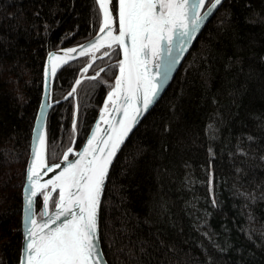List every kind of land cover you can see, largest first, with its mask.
I'll list each match as a JSON object with an SVG mask.
<instances>
[{"label": "trees", "instance_id": "1", "mask_svg": "<svg viewBox=\"0 0 264 264\" xmlns=\"http://www.w3.org/2000/svg\"><path fill=\"white\" fill-rule=\"evenodd\" d=\"M99 26L96 0H0V264L20 262L48 55ZM101 54L57 73L49 163L83 145L114 85L120 50ZM100 233L109 264H264V0H226L206 25L117 157Z\"/></svg>", "mask_w": 264, "mask_h": 264}, {"label": "snow or ice", "instance_id": "2", "mask_svg": "<svg viewBox=\"0 0 264 264\" xmlns=\"http://www.w3.org/2000/svg\"><path fill=\"white\" fill-rule=\"evenodd\" d=\"M96 3L99 34L77 48L82 55L104 49V56L115 49L122 50V59L117 61L118 75L82 151L68 146L64 152L66 164L48 162L46 129L34 138L28 169L30 185L25 189L26 243L22 264H105L99 244V212L109 167L138 118L157 98L179 58L174 50L178 46L183 52L205 19L202 9L206 0H118L115 6L112 0ZM209 3L211 12L221 0ZM76 50L49 53V79L58 67L72 59ZM84 78L81 76L75 83L79 85ZM73 152L75 158L70 160ZM54 169L61 170L50 179H41L42 174ZM42 190L43 218H38L33 198ZM53 193L58 197L54 202Z\"/></svg>", "mask_w": 264, "mask_h": 264}, {"label": "water", "instance_id": "3", "mask_svg": "<svg viewBox=\"0 0 264 264\" xmlns=\"http://www.w3.org/2000/svg\"><path fill=\"white\" fill-rule=\"evenodd\" d=\"M225 1L226 0H221V4L220 5H217L214 10H212L211 12H209V8H210V5H208L209 0H206L205 6L202 9V14L205 16V19H204L203 23L201 24L199 31H197L194 34L193 38L187 43V46H186V48H185V50L183 52H179L178 46L176 47V49L174 50V54L179 53V58L176 60L175 64L172 66V69H171V71L168 74L167 80L163 82L162 88H161V90H160L157 98L149 106L148 110L145 111V112H143L142 115L138 118V122L132 127L131 131L128 133L127 137L124 139L123 143L120 145L119 149L117 150L116 155H115V157L112 160V164L109 167L108 178L105 181V186H104L103 194L101 196L100 212H99V229H100V213H101L102 200H103L104 193H105V190H106V187H107V184H108V180H109V176H110L112 167H113V165H114L117 157L121 153L122 149L124 148V146L126 145V143L128 142V140L130 139V137L133 135V133L140 126V124L142 123V121L144 120V118L147 116V114L154 108V106L157 104V102L161 99V97L167 91V89L169 88V86L173 82L174 78L176 77L177 73L179 72L180 68L182 67L184 61L186 60L188 54L190 53V51L194 47L195 43L197 42V40H198L199 36L201 35L202 31L204 30V28L206 27V25L211 21V19L215 16V14L217 13V11L220 9V7L223 5V3ZM112 3L115 6V5L118 4V0H116V2H115V0H112ZM87 42H85L83 44H80V45H85ZM70 48H76L77 49L76 52H74V53L71 54L72 59L68 60L66 63H64L60 67H58L55 76L51 77L50 79H49V77L47 75V71H48V58H47L46 65H45L43 95H42V100H41V104H40V107H39V111H38V114H37V117H36L35 125H34V128H33L32 142H31V151H30V156H29V160H28V164H27V169H26L25 184H24V187H23L22 249H21V256H20V262H19V264H22L23 249H24V246H25V243H26V232H25V221H24V217H25V208L27 207V197L25 195V189H26V187H28L30 185V182L28 180V169L31 167V164H32V156H33V148H34V138L39 134V132H41V131H43L45 129L47 131V123H48V118H49L50 112L53 109V107H55L57 104L61 103V102H53V97H52L53 83H54V80H55V78L57 76V73L65 65H67L68 63H71L72 61H74V60H76V59H78L80 57H83V56H86L87 55V54H83L82 55L80 53V49L77 48V46L70 47ZM64 49H66V48H64ZM62 50L63 49H59V50H55L53 52H61V54H63L62 53ZM120 56H121V59H122V50H120ZM46 92H47V95L45 94ZM42 106H44L43 107V113H42V110H41L42 109ZM102 108L99 111V114L97 116V119H96V121H95V123H94V125H93V127H92V129L90 131V133L88 134L85 142L83 143V145L79 149H76L75 148V145H73V147L76 149V151H82L83 147L86 145L87 139L91 136V133L95 129L96 123L99 121V117L101 115ZM42 114H43V121H41V115ZM41 125H42V127H41ZM74 158H75V152L70 153L69 154V159L71 160V159H74ZM55 163H60L63 166L67 162L64 161L63 160V157H62L61 160H59V161H57ZM60 170L61 169H54L52 172H47L46 175L42 174L41 175V179L42 180L50 179L56 172H58ZM43 191L44 190H42L41 192H38L37 195L33 198L34 199V210H35L36 214H37V201H38V198L40 197V195H41V193ZM54 194L55 193H53V196H54ZM43 209H44V205H43V208H42V214H43ZM52 210H54V208ZM41 218H43V215H42ZM99 244H100V247L102 249L101 255H103L105 257V264H109V262H108V260H107V258L105 256L103 247H102L101 233H100Z\"/></svg>", "mask_w": 264, "mask_h": 264}, {"label": "rangeland", "instance_id": "4", "mask_svg": "<svg viewBox=\"0 0 264 264\" xmlns=\"http://www.w3.org/2000/svg\"><path fill=\"white\" fill-rule=\"evenodd\" d=\"M103 52H104V49H101L100 51H98L96 54H94L95 56H97L99 53H102L101 54V57H104V55H103ZM88 58H90V59H92V56L93 55H86ZM93 60V59H92ZM97 75H91L90 77H92V78H94V77H96ZM107 99V98H106ZM103 107V106H102ZM41 195L43 196V192L41 193ZM56 195V193L54 194V196ZM53 196V197H54Z\"/></svg>", "mask_w": 264, "mask_h": 264}, {"label": "bare ground", "instance_id": "5", "mask_svg": "<svg viewBox=\"0 0 264 264\" xmlns=\"http://www.w3.org/2000/svg\"><path fill=\"white\" fill-rule=\"evenodd\" d=\"M107 48V45L105 46V49ZM101 50V49H100ZM100 50H97L95 53H85V54H87V55H94V54H96L98 51H100Z\"/></svg>", "mask_w": 264, "mask_h": 264}]
</instances>
